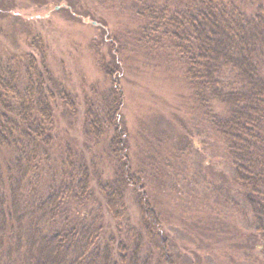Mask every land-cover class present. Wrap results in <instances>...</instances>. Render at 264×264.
<instances>
[{"label":"trees","instance_id":"trees-1","mask_svg":"<svg viewBox=\"0 0 264 264\" xmlns=\"http://www.w3.org/2000/svg\"><path fill=\"white\" fill-rule=\"evenodd\" d=\"M6 3L0 0V18ZM58 6L70 13L67 5ZM173 6L150 10L146 29L178 54L196 103L226 141L231 186L242 188L234 194L248 205L254 223L245 241L264 257V7L248 12L241 0H179ZM29 45L41 48L39 61L22 50L4 66L0 60V264H147L139 247L145 239L162 244L161 220L130 170L116 52L110 62L98 64L111 80L104 111L91 103L83 114V133L103 137L114 168L112 180L91 189L92 162L74 157L55 129L56 109L60 101L69 108L71 94L47 68L40 37L33 35ZM124 186L139 213L138 226L110 231L98 218H87L88 208L76 206H89L86 200H95L97 190L117 211ZM121 235L125 239L117 241ZM154 245L157 264H166L163 245Z\"/></svg>","mask_w":264,"mask_h":264},{"label":"rangeland","instance_id":"rangeland-1","mask_svg":"<svg viewBox=\"0 0 264 264\" xmlns=\"http://www.w3.org/2000/svg\"><path fill=\"white\" fill-rule=\"evenodd\" d=\"M178 1L6 0L7 13L0 18V60L4 66L22 50L39 61L41 48L29 44L33 35L40 37L47 68L73 97L66 95L69 108L60 101L56 109L58 142L70 146L74 157L92 162L94 189L113 179L114 168L103 137L95 140L83 133V114L91 103L97 111L106 107L102 98L111 89V80L98 64L110 62L114 50L121 67L118 86L123 93L121 120L127 131L130 170L161 220L162 244L159 238L154 243L163 245V260L264 264L261 250L245 241L244 234L254 230V223L248 205L234 194L242 188L231 186L234 174L226 141L196 103L178 54L168 41L162 37L156 41L152 30L146 29L150 10ZM61 4L70 7V13ZM256 5L264 7V0H241L248 12ZM11 68L14 71L15 61ZM123 191V205L117 211L109 209L105 195L97 190L95 200H86L89 206H76L82 212L88 208L87 218H98L97 223L110 231L117 225L138 226L130 190L124 186ZM69 215L77 213L69 210ZM154 243L145 239L139 247L147 264L159 259Z\"/></svg>","mask_w":264,"mask_h":264},{"label":"water","instance_id":"water-1","mask_svg":"<svg viewBox=\"0 0 264 264\" xmlns=\"http://www.w3.org/2000/svg\"><path fill=\"white\" fill-rule=\"evenodd\" d=\"M58 8V7H57Z\"/></svg>","mask_w":264,"mask_h":264}]
</instances>
